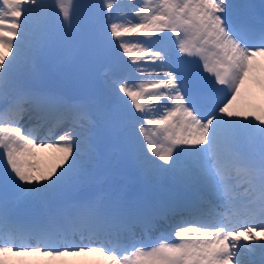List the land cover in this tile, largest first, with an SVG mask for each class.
Returning a JSON list of instances; mask_svg holds the SVG:
<instances>
[{
  "label": "snow or ice",
  "instance_id": "6c2138e0",
  "mask_svg": "<svg viewBox=\"0 0 264 264\" xmlns=\"http://www.w3.org/2000/svg\"><path fill=\"white\" fill-rule=\"evenodd\" d=\"M0 264H264V0H0Z\"/></svg>",
  "mask_w": 264,
  "mask_h": 264
},
{
  "label": "rangeland",
  "instance_id": "374dc122",
  "mask_svg": "<svg viewBox=\"0 0 264 264\" xmlns=\"http://www.w3.org/2000/svg\"><path fill=\"white\" fill-rule=\"evenodd\" d=\"M93 2L99 4L100 0H93ZM251 2L256 4L257 6H259L261 0H251ZM126 3H127V0H121V6L122 7H123V4H126ZM113 18L114 19L119 18L117 10L113 11ZM51 62L52 61L50 59H45L43 63L42 62L40 63V65L38 67L39 69H37L36 77L34 79L35 83L39 86L52 87V88H56V89L62 91V88L65 84V81H64L63 75H61L60 71L63 69V65L62 64L60 65V63H56V62H55V64H51ZM48 65H50V66H48ZM37 81H38V83H37ZM40 81H41V83H40ZM100 84L101 85L103 84L102 80L100 81ZM121 172L126 177V182L131 181L134 183V185L132 187H130V189H129L130 194L133 191H136V190L140 191L139 189H143V183H142V180L140 179L139 174L136 173L135 171H133L130 166H123L121 168ZM87 191H88V189H82L80 193H76L74 195L82 194V193H85ZM28 206L33 207L32 205H30L28 203H20L18 205V210L19 209L21 210L24 207H28Z\"/></svg>",
  "mask_w": 264,
  "mask_h": 264
},
{
  "label": "bare ground",
  "instance_id": "6f19581e",
  "mask_svg": "<svg viewBox=\"0 0 264 264\" xmlns=\"http://www.w3.org/2000/svg\"><path fill=\"white\" fill-rule=\"evenodd\" d=\"M257 7H258V6H257ZM99 87H101V86H99ZM254 92H255L257 98L259 99V97L261 96L260 89H259V88H255V89H254ZM257 94H258V95H257ZM130 180H131V179H130ZM133 185H134V183L131 182V181L126 182V189H125V192L122 193V195H124V196H131V194L129 193V189H130V187H132ZM154 234H155V233H154Z\"/></svg>",
  "mask_w": 264,
  "mask_h": 264
},
{
  "label": "water",
  "instance_id": "95a60500",
  "mask_svg": "<svg viewBox=\"0 0 264 264\" xmlns=\"http://www.w3.org/2000/svg\"><path fill=\"white\" fill-rule=\"evenodd\" d=\"M68 74L71 75L70 71L68 70Z\"/></svg>",
  "mask_w": 264,
  "mask_h": 264
}]
</instances>
